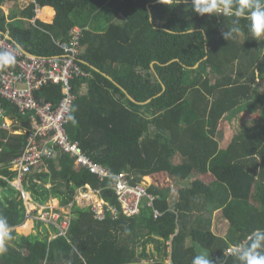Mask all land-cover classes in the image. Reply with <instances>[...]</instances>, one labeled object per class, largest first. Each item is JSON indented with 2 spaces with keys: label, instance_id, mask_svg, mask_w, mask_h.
<instances>
[{
  "label": "trees",
  "instance_id": "trees-1",
  "mask_svg": "<svg viewBox=\"0 0 264 264\" xmlns=\"http://www.w3.org/2000/svg\"><path fill=\"white\" fill-rule=\"evenodd\" d=\"M8 1L0 0V31L31 53L58 54L54 40L82 29L78 58L90 77L71 82L69 138L111 173L151 177L148 191L156 197L137 215L107 211L101 220L73 205L65 234L53 224L43 226V234H18L14 227L25 219V207L9 183L8 162L21 152L25 135H10L0 152V216L13 238L0 264H192L196 255H209L212 264H240L227 249L264 228V113L246 119L250 126L223 147L220 124L237 112H264V60L257 61L264 37L253 36L241 19L240 31L225 40L222 33L235 18L196 14L192 0H35L54 9L45 7L50 14L36 20L38 27L30 22L34 3L5 13ZM36 96L56 103L62 92L50 84ZM59 154L46 160L47 170L26 175L24 187L38 203L53 195L64 204L75 188L89 184L118 206L108 179ZM217 210L228 222L225 235L212 230ZM147 243L157 257L144 251Z\"/></svg>",
  "mask_w": 264,
  "mask_h": 264
},
{
  "label": "built area",
  "instance_id": "built-area-1",
  "mask_svg": "<svg viewBox=\"0 0 264 264\" xmlns=\"http://www.w3.org/2000/svg\"><path fill=\"white\" fill-rule=\"evenodd\" d=\"M7 35H0V55L13 57L14 63L0 66V142L7 141L1 135L4 130L13 135L26 133L25 144L9 167L16 173L17 179L21 180L23 176L31 173L44 160L55 159L59 153L67 154L73 159L75 167H84L99 179L109 180V187L118 206L102 199L100 190L92 189L88 184L77 189L76 196L86 197L84 200L96 219H103L107 211L113 217L118 213L132 216L138 214L144 204L151 207L156 196L148 191L149 183L143 180L134 181L132 175L125 171L111 173L92 160L79 143L70 139L67 134L66 124L75 97L71 82L75 78L89 76L76 59L81 28L75 26L69 30L64 40H54L60 50L57 55L34 54L18 48ZM50 84L59 85L62 92L56 103L36 96L41 87ZM4 103H8L21 117L28 118L31 121L30 127L16 129L13 121L19 120L11 116ZM21 196L25 199L26 194L22 189ZM94 196V201L90 202ZM45 207L49 209L46 211ZM45 207L34 219L54 224L60 234H65L70 214L63 216L62 223L58 225L56 223L59 215L52 212L51 205ZM153 214L155 217L160 213L154 209ZM231 249H227V252L230 253Z\"/></svg>",
  "mask_w": 264,
  "mask_h": 264
},
{
  "label": "clouds",
  "instance_id": "clouds-1",
  "mask_svg": "<svg viewBox=\"0 0 264 264\" xmlns=\"http://www.w3.org/2000/svg\"><path fill=\"white\" fill-rule=\"evenodd\" d=\"M191 5H192V10L196 14H199L201 16H203L205 14H207L209 16H215L216 14H221L223 16L235 18L232 21L234 26L230 30L224 31L222 33V36L225 40L231 38L234 33H238L240 31V28L235 26V25H238L239 21L241 19L248 21V28L251 31L253 36H255L256 38L264 37V0H192ZM76 27H79V26H76ZM3 34H5V33H3ZM3 34H0V35L2 36ZM6 34H8V33H6ZM81 34H82V29H81ZM21 49H23V48H21ZM81 49H82V46H81V44H79V52L81 51ZM79 52L76 55V59L78 61V64L80 62V60L78 58ZM52 55H57V54H52ZM12 63H14L13 57L8 56V55H0V66L12 64ZM87 73L89 75L87 78H89L90 73L89 72H87ZM82 78H85V77H82ZM83 84H86V83H82L81 85H83ZM85 90L86 89H83L80 86L79 92L84 93ZM72 92H73V90H72ZM73 94L75 95L74 92H73ZM74 99H75V97H74ZM72 104H73V102H72ZM68 118L71 119V116H69ZM11 135H13V134H11ZM14 135H19V134H14ZM144 177H147V176H143L138 181H142ZM25 180L27 181V178H24V181ZM100 180L102 181L105 179H100ZM12 181L14 182V185H19L21 188L22 180H18L17 178H15ZM143 181H145L146 183H149L148 178L146 180L144 179ZM150 185H151V183H149L148 187ZM21 189L25 192V194H27L28 190H26L25 188H21ZM92 189H96V188H92ZM20 198H22V200L24 202V198L21 195H20ZM101 198L104 199L103 197H101ZM110 204H112V203H110ZM24 207H25V205H24ZM87 208H89V207H87ZM27 215L29 216L28 213H27ZM25 216H26V209H25ZM35 220H37V219H35ZM37 221H40L44 224H51V223L43 222L41 220H37ZM62 221H63V219L59 218V220L57 221L56 224L60 225L62 223ZM54 226H56V225H54ZM51 236H55V234H53ZM12 238L13 237L11 236L7 219L3 216H0V255H3L4 253H6L8 251V248L6 246V242L11 240ZM231 253L233 256H235L237 258V260L240 262V264H264V228H256L255 230H253L247 236L245 241L233 246V248L231 249ZM192 264H212V261L209 258V255H207V256L206 255H196L192 260Z\"/></svg>",
  "mask_w": 264,
  "mask_h": 264
},
{
  "label": "crops",
  "instance_id": "crops-1",
  "mask_svg": "<svg viewBox=\"0 0 264 264\" xmlns=\"http://www.w3.org/2000/svg\"><path fill=\"white\" fill-rule=\"evenodd\" d=\"M30 2L34 3V7H33V11H34V16L30 19V22L32 23V25H34L35 27H38V25L36 24V20H40L41 22H45L44 20H42L40 17H38V13L40 12V10H42L43 8L45 7H49L51 10H52V14L54 13V9L51 7V6H43V7H40L37 3H35V0H29L27 1V4H29ZM25 4V6L27 5ZM9 5V1L7 2V4L3 5L2 8L4 9L5 13H8V6ZM24 7V6H23ZM23 7H19V6H15V8H23ZM11 8V7H9ZM20 21V25H22V22L23 19L22 18H16V20L14 21ZM2 33H8V32H2ZM23 48V47H22ZM27 51H29L28 49L26 48H23ZM40 98H43L44 97H40ZM4 105L6 106V108L8 109L9 113L11 114L12 117H16V119H18L19 121H13L14 122V127L16 129H27L30 127V124H31V121H28V118H25V117H21V115L16 112L13 108L10 107V105L8 103H4ZM17 113V114H16ZM23 135H25V139H26V133H22ZM22 134H19V135H22ZM1 135L3 138H7L8 140V137L11 135L8 131H2L1 132ZM77 141V140H76ZM78 142V141H77ZM7 143L6 142H0V152L2 151L3 147L5 146V144ZM79 143V142H78ZM225 146V145H224ZM21 151V150H20ZM60 155V154H59ZM58 155V156H59ZM57 156V157H58ZM12 160H10L8 163H11ZM47 163H46V160H44L41 165L34 169L30 175L32 174H40L42 171L44 170H47ZM75 167V166H74ZM11 172H13L14 174V178H17L16 177V173L12 170H10ZM24 178H28V176H23V178L21 179L22 180V183H21V188H25L24 187ZM37 176H36V179H34L35 181H37ZM147 178H149L150 180H152L149 176H147ZM148 179V180H149ZM150 183V181H148ZM9 183L14 186L20 193L21 195V188L19 185H14V182L13 181H9ZM50 184H46V187H49ZM81 187V186H80ZM79 187L75 188L73 190V192L71 193V198H69L67 200L66 203L64 204H61L60 203V198L58 197H54L53 195H49L48 198L44 201V203H38L35 199H34V196L32 197L30 191L28 190L27 191V198L25 196V199H24V205H25V209H26V216H25V219L22 221V223H24V221H26L27 219H31V222L32 221H35L34 217L38 216L39 215V211H41L43 209V207L45 206H48V205H51L53 207L52 209V212L53 213H57L59 216H58V220L59 218H64L63 216H66L67 213L70 214V211H71V206L73 205H76V206H79L81 208H85V207H88L87 205V202L84 200L86 199V197L84 198H80L79 196H76V192H77V189ZM19 195V197H20ZM91 195V194H89ZM88 195V196H89ZM87 196V197H88ZM78 200V203L76 202ZM85 204V205H83ZM30 207V208H29ZM49 208L48 207H45V210L47 211ZM27 213L29 214V216L27 215ZM37 221V220H36ZM21 223V224H22ZM19 224V225H21ZM37 224L38 225H41V227L43 226H46V224L44 223H40V221H37ZM17 225V226H19ZM17 226H15L14 228H16ZM44 229H41L40 232H43ZM49 234L50 236L53 235L54 233L52 231H49Z\"/></svg>",
  "mask_w": 264,
  "mask_h": 264
},
{
  "label": "rangeland",
  "instance_id": "rangeland-1",
  "mask_svg": "<svg viewBox=\"0 0 264 264\" xmlns=\"http://www.w3.org/2000/svg\"><path fill=\"white\" fill-rule=\"evenodd\" d=\"M27 1H29V0H9V5L7 7H11V6H14V7H11V8H15V6L23 7V6H25V4H27ZM45 12H48V14H50V9L49 8H44V13L42 14V18L43 19H44ZM22 24H24V22H22ZM260 38H262V37H260ZM263 60H264V43L262 42L261 47H260V51H259V59L257 61L261 62ZM87 86H88L87 84L81 85V87L83 89H86ZM261 88L264 89V86L261 85ZM259 113L263 114L264 112H263L262 109H253V111L249 112V114L243 115L244 117L242 116V112H237L233 117L230 118L229 121L225 120V122H224V120H222L220 125L222 126V131H223L222 133L223 134H222V138H221V140L219 142L220 147H223L224 145H226L227 142L231 139V137L235 133H238L244 126H246V125L250 126L251 121H248L246 119H248L253 114H258L259 115ZM197 175L198 174H194V176H197ZM207 177H209V175H207L205 177V179ZM144 179L146 180L147 177H144L143 180ZM171 179L172 178L168 177V176L164 177V181H167L168 183L173 184ZM207 180L208 181L211 180V177L207 178ZM149 181H150V183H152V180L149 179ZM31 195H32V197L34 196L32 193H31ZM94 198H95V196L91 197L90 202L94 201ZM83 205H85V204H83ZM28 220H30V221H28ZM27 221L30 223L29 226L25 225V223ZM23 226L25 227L24 229L21 228ZM41 229H43V227H41V225H38L36 220L31 222V219H27L24 222L23 225L17 226L15 228L16 232L18 234H22V235H30V234H38V233L39 234H43V232L42 233L39 232ZM212 230L215 233L220 234V235H225L227 230H228V222L222 217L220 211H218V210L214 211V213H213ZM136 249H137L138 253H141L140 244L136 245ZM145 250L147 252H149L151 257H154V256L157 257V255H158L157 254V250L153 246V243H151V244L147 243V245L145 246L144 251ZM142 261L144 262L145 260H142Z\"/></svg>",
  "mask_w": 264,
  "mask_h": 264
},
{
  "label": "water",
  "instance_id": "water-1",
  "mask_svg": "<svg viewBox=\"0 0 264 264\" xmlns=\"http://www.w3.org/2000/svg\"><path fill=\"white\" fill-rule=\"evenodd\" d=\"M0 34H3L1 31H0ZM8 38L17 46V47H19V48H22L18 43H16L15 41H13L12 40V38L8 35ZM152 65V64H151ZM198 66V63H196L193 67L195 68V67H197ZM95 69V68H94ZM97 70V69H96ZM104 74V73H103ZM109 80H111L113 83H115L124 93H125V95L130 99V100H132V101H134L135 102V100L126 92V90L123 88V87H121L120 85H118L110 76H108V75H106V74H104ZM150 99H148V100H146V101H144L143 103H147L148 101H149ZM137 103H139V102H137Z\"/></svg>",
  "mask_w": 264,
  "mask_h": 264
},
{
  "label": "bare ground",
  "instance_id": "bare-ground-1",
  "mask_svg": "<svg viewBox=\"0 0 264 264\" xmlns=\"http://www.w3.org/2000/svg\"><path fill=\"white\" fill-rule=\"evenodd\" d=\"M43 13H44V8H43L42 10H40V12L38 13V17H40L42 20L46 21L45 16H44V19L42 18V14H43ZM40 15H41V16H40ZM26 198H27V194H26ZM28 221H30V220H28ZM28 221L25 223V225H27V226H29V224H30ZM24 222H25V221H24ZM23 224H24V223H22L21 225H23ZM21 225H19V226H21ZM25 225H24V226H25ZM24 226L21 227V228L24 229V228H25Z\"/></svg>",
  "mask_w": 264,
  "mask_h": 264
}]
</instances>
